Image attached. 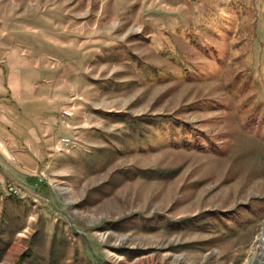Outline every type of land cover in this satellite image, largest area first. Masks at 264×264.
Wrapping results in <instances>:
<instances>
[{
	"label": "rangeland",
	"instance_id": "1",
	"mask_svg": "<svg viewBox=\"0 0 264 264\" xmlns=\"http://www.w3.org/2000/svg\"><path fill=\"white\" fill-rule=\"evenodd\" d=\"M0 64V264H264V0H0Z\"/></svg>",
	"mask_w": 264,
	"mask_h": 264
},
{
	"label": "crops",
	"instance_id": "2",
	"mask_svg": "<svg viewBox=\"0 0 264 264\" xmlns=\"http://www.w3.org/2000/svg\"><path fill=\"white\" fill-rule=\"evenodd\" d=\"M8 65V64H6ZM0 64V181H11L17 184H26V173L33 176L35 168H37V159H33L30 155L26 156L31 150L30 146L39 143V132L33 127L31 121L26 120L28 116L24 110V103L20 100L21 96L29 93L26 89V80L24 77L20 80L22 87L15 86L13 76L9 74V65L3 69ZM27 72V71H26ZM20 75V73H19ZM22 76V75H21ZM16 103H11V101ZM41 153V151L39 150ZM27 179H32L28 177ZM26 194V188L24 189ZM1 197V196H0ZM4 198V199H3ZM23 197L11 196L1 197L0 204L7 200H17L20 202ZM3 199V200H1Z\"/></svg>",
	"mask_w": 264,
	"mask_h": 264
},
{
	"label": "built area",
	"instance_id": "3",
	"mask_svg": "<svg viewBox=\"0 0 264 264\" xmlns=\"http://www.w3.org/2000/svg\"><path fill=\"white\" fill-rule=\"evenodd\" d=\"M4 192L11 194V196L19 197L20 193H18V189L13 188V184H6L4 185Z\"/></svg>",
	"mask_w": 264,
	"mask_h": 264
},
{
	"label": "bare ground",
	"instance_id": "4",
	"mask_svg": "<svg viewBox=\"0 0 264 264\" xmlns=\"http://www.w3.org/2000/svg\"><path fill=\"white\" fill-rule=\"evenodd\" d=\"M9 195H11V194H9Z\"/></svg>",
	"mask_w": 264,
	"mask_h": 264
}]
</instances>
